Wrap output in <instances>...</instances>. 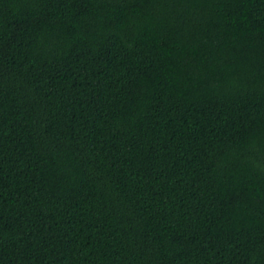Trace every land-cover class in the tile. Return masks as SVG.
Segmentation results:
<instances>
[{
    "label": "trees",
    "instance_id": "1",
    "mask_svg": "<svg viewBox=\"0 0 264 264\" xmlns=\"http://www.w3.org/2000/svg\"><path fill=\"white\" fill-rule=\"evenodd\" d=\"M0 264H264V0H0Z\"/></svg>",
    "mask_w": 264,
    "mask_h": 264
}]
</instances>
